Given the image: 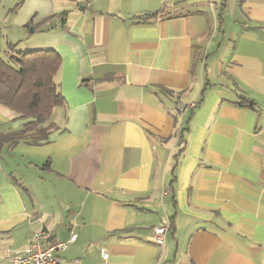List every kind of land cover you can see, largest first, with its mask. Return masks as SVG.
<instances>
[{
	"label": "crops",
	"instance_id": "1",
	"mask_svg": "<svg viewBox=\"0 0 264 264\" xmlns=\"http://www.w3.org/2000/svg\"><path fill=\"white\" fill-rule=\"evenodd\" d=\"M0 3L8 41L60 54L63 96L47 140L0 151V264L39 230H74L57 254L80 264L101 247L106 264H264V0ZM22 123L0 105V133Z\"/></svg>",
	"mask_w": 264,
	"mask_h": 264
},
{
	"label": "trees",
	"instance_id": "2",
	"mask_svg": "<svg viewBox=\"0 0 264 264\" xmlns=\"http://www.w3.org/2000/svg\"><path fill=\"white\" fill-rule=\"evenodd\" d=\"M18 5L19 2L11 10ZM6 43L4 55L0 54V105L19 114L23 123L17 129L0 133V151L17 143L39 144L47 140L54 130L51 113L63 104L56 79L60 54L52 49L25 50L17 43ZM239 105L253 108L255 102L243 95ZM182 133L183 130L179 132L180 141ZM169 224L170 230L171 221Z\"/></svg>",
	"mask_w": 264,
	"mask_h": 264
},
{
	"label": "built area",
	"instance_id": "3",
	"mask_svg": "<svg viewBox=\"0 0 264 264\" xmlns=\"http://www.w3.org/2000/svg\"><path fill=\"white\" fill-rule=\"evenodd\" d=\"M188 106L193 107L195 104H179L178 109L184 111ZM169 227V221L165 220L161 224L153 227L146 235V238L157 244H164ZM76 239L77 233L74 230L69 232L65 240L58 241L50 240L49 232L39 230L33 233L31 241L24 250L14 253L7 261L9 264H80L77 259H64L57 254L58 251L65 250ZM100 253L104 264H106L108 251L105 247H101Z\"/></svg>",
	"mask_w": 264,
	"mask_h": 264
},
{
	"label": "rangeland",
	"instance_id": "4",
	"mask_svg": "<svg viewBox=\"0 0 264 264\" xmlns=\"http://www.w3.org/2000/svg\"><path fill=\"white\" fill-rule=\"evenodd\" d=\"M4 14V10L2 9V3H0V20L2 19V15ZM6 27L4 26V24H0V54L4 55V51L6 49L7 46V39H6ZM11 42V41H10ZM18 47L20 48V45L18 44ZM183 113V111H182Z\"/></svg>",
	"mask_w": 264,
	"mask_h": 264
}]
</instances>
